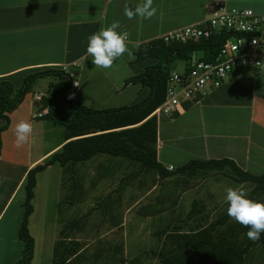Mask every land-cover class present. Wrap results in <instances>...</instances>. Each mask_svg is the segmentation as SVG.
I'll use <instances>...</instances> for the list:
<instances>
[{"label": "crops", "instance_id": "obj_1", "mask_svg": "<svg viewBox=\"0 0 264 264\" xmlns=\"http://www.w3.org/2000/svg\"><path fill=\"white\" fill-rule=\"evenodd\" d=\"M210 1L153 0L157 14L152 19L129 20L123 14L124 5L134 7L142 0H0V80H9L18 87L29 73L61 69L69 74L70 81L79 84L72 101L97 109L133 103L146 94V89L139 84L124 85L123 80L142 69L136 65L139 62L129 60L125 53L111 68H95L91 57H85L87 37L101 25L119 21L118 31L128 33L126 43L134 51L140 43L205 19ZM225 2L228 7L264 13V0ZM184 65L182 61V66L174 69L182 70ZM58 82L56 76L35 79L18 105L7 113V125L0 132V219L6 205L22 190L26 170L47 159L64 143L63 127L37 115L45 112L38 108L37 102ZM43 84L45 87L37 90ZM67 106L65 102L60 113L69 116L71 108ZM152 114L156 118V156L166 169L192 158H229L244 170L264 174V77L239 70L196 101L183 104L173 116ZM21 119L33 125V133L27 144L17 148L13 128ZM96 157L102 161L96 163L97 175L93 174L95 168L91 169L87 179L91 186L100 179L117 182L126 171H137L134 163L103 154L80 164L89 166ZM51 166L36 174L33 191L40 173ZM114 172L119 175H112ZM34 198L35 193L32 201ZM168 216L167 221L172 220L174 213Z\"/></svg>", "mask_w": 264, "mask_h": 264}, {"label": "trees", "instance_id": "obj_2", "mask_svg": "<svg viewBox=\"0 0 264 264\" xmlns=\"http://www.w3.org/2000/svg\"><path fill=\"white\" fill-rule=\"evenodd\" d=\"M221 39L220 36H210L180 43L164 42L161 38H155L138 44L133 51L136 56L134 61L150 59L152 62L125 78L123 84H139L146 89V94L138 101L117 107L97 109L78 101H65L64 93L69 87L70 76L61 69L47 68L29 73L18 87H14L9 80H0V119L3 120L0 125L1 132L7 125V113L18 105L23 95L30 90L34 80L44 76H56L58 85L48 90L37 105L40 110L45 109L39 118L63 127L64 141L47 159L26 170L22 212L16 231V238L21 242V250L20 256L11 264H31L34 238L29 233L27 225L28 216L32 212L31 201L36 174L54 163L61 168L59 183L62 186L68 178L70 181L68 187L71 189L70 193L63 195L56 202L55 209L58 210L73 205L81 194L82 177L74 167L99 154L136 165L137 171L123 173L116 182L114 191L120 190L121 193L134 183L144 189L157 187L152 201L139 204L134 209L139 217H153L163 212L173 214L180 192L190 188L187 187L189 179L196 176L204 177L209 173L220 174L235 183L252 185L251 197L252 194L256 197V193L264 192V174L244 170L232 159L192 158L172 169H166L156 156V118L152 112L164 98L170 62L179 59L187 65L191 53L196 51L201 53L199 59H209L217 50ZM65 102L71 108L69 116L60 113ZM67 172L71 175L66 178L63 174ZM117 197L118 194L111 198V194L107 193L99 197L95 205L83 214L66 219L57 230V237L52 243L50 264L125 263L126 258L123 256L120 241L105 248L99 245L93 252L87 253L84 248H80L77 240L70 238L73 232L84 228L87 215L98 208H102L103 217L108 214L109 227L117 226L120 218H114L115 214H111V199L113 201ZM261 202H264V198ZM194 204L191 205L192 209ZM192 209H189L187 217L195 212ZM227 218L226 211H221L217 219L204 226L199 224V228H191L186 232L180 231L179 226H173L171 229L166 223L164 228L155 234L157 251L155 253V250H152L151 254L158 257L160 264H245L251 250L255 247L264 249V233L261 234L259 241L252 242L246 236L248 229L239 224L242 233L241 238L237 240L231 233L233 224L225 228L224 222ZM220 225H224L222 231L217 229ZM162 234L163 239H160Z\"/></svg>", "mask_w": 264, "mask_h": 264}, {"label": "rangeland", "instance_id": "obj_3", "mask_svg": "<svg viewBox=\"0 0 264 264\" xmlns=\"http://www.w3.org/2000/svg\"><path fill=\"white\" fill-rule=\"evenodd\" d=\"M201 53L193 52L190 55V61L196 60ZM152 60L148 59L137 63L140 68L148 65ZM182 66V60L175 59L169 64V68ZM45 87L37 88L40 90ZM69 108V106H67ZM61 115L66 116L64 112ZM61 127V126H58ZM61 129V128H60ZM55 136L49 135V138ZM102 161L96 157L90 162V165L78 164L74 167L77 173L83 179V187L79 199L69 206H64L61 210L55 209L56 202L70 193L68 184L70 181V172H67L64 177L67 181L59 183L60 166L53 164L51 168L40 173L37 178L35 188V198L31 201L33 210L28 216V231L34 238V251L31 264H50V256L52 243L57 237V230L62 223L71 217L83 214L91 206L95 205L99 197L111 194V214H115L114 218H120V223L117 226L109 227L110 220L108 214L103 217L102 208L92 210L86 217V223L81 231H75L70 235L71 239H75L80 243V248H84L87 253H91L99 245L104 248L112 243L120 241L123 247V256L126 262L123 264H160L158 257L151 254L152 250L157 251L155 234L167 221L168 214L153 217H139L135 214L134 209L139 204L152 201V197L157 192V187L144 189L143 187L130 186L121 193L114 191L116 182L108 179H100L94 182V185H89L87 182L88 176H91V169L95 168L93 174L97 175L96 163ZM92 174V175H93ZM112 175H119V172H114ZM118 178V177H116ZM188 191L180 192L178 204L174 211V218L168 221V226L180 227V231L186 232L191 228H199L200 225H206L210 221L217 219L219 212L226 211L228 204L225 200V189L231 187H243L248 192V198L260 201L264 198V192L256 193V197H251L252 185L247 183H235L220 174H207L204 177L196 176L189 179ZM108 185V186H107ZM20 193L23 196L20 198ZM34 196V195H33ZM24 199L23 187L19 194L13 199L10 205H6V212L0 219V264H11L19 256L21 250V242L16 238L17 227L21 218V203ZM192 201L195 212L187 218L186 212L190 208ZM225 228L232 226V236L239 240L242 231L239 229V223L230 219L229 216L224 222ZM219 231L224 229V225L217 227ZM163 234L160 239H163ZM159 244V242H158ZM155 247V248H154ZM245 264H264V249L255 247L246 258Z\"/></svg>", "mask_w": 264, "mask_h": 264}, {"label": "built area", "instance_id": "obj_4", "mask_svg": "<svg viewBox=\"0 0 264 264\" xmlns=\"http://www.w3.org/2000/svg\"><path fill=\"white\" fill-rule=\"evenodd\" d=\"M210 36L222 38L215 53L209 59L189 61L182 70H170L164 98L153 113L173 116L183 104L196 101L239 70L264 77V13L228 7L225 0H211L205 19L173 29L160 38L184 43ZM254 39L258 41L255 45ZM75 87L76 81L71 80L64 93L65 101L74 99Z\"/></svg>", "mask_w": 264, "mask_h": 264}, {"label": "clouds", "instance_id": "obj_5", "mask_svg": "<svg viewBox=\"0 0 264 264\" xmlns=\"http://www.w3.org/2000/svg\"><path fill=\"white\" fill-rule=\"evenodd\" d=\"M123 14L129 20L137 17L150 20L157 14V8L153 5V0H142L134 7L126 3ZM120 27L119 21H113L110 25H101L97 31L87 37L85 57H91L95 68L109 69L125 53L129 60L136 59L135 54L126 43L128 33L118 31ZM257 42L256 39L252 41L254 45ZM76 86L79 87L77 82ZM13 132L15 146L21 148L29 142L33 133V125L29 121L21 119L15 123ZM225 192L229 218L248 229L246 236L249 240L259 241L261 234L264 233V202L248 198V192L240 186H229Z\"/></svg>", "mask_w": 264, "mask_h": 264}]
</instances>
